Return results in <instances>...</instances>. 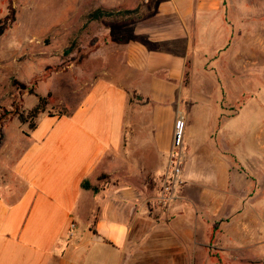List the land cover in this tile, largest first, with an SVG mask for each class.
Listing matches in <instances>:
<instances>
[{"label":"crops","instance_id":"obj_1","mask_svg":"<svg viewBox=\"0 0 264 264\" xmlns=\"http://www.w3.org/2000/svg\"><path fill=\"white\" fill-rule=\"evenodd\" d=\"M235 2L118 0L128 14L109 21L117 37L110 53L118 58L93 77L77 108L42 113L21 132L25 141L10 151L8 166L0 163V264H223V256L233 264L249 250L238 229L227 237L238 247L224 243L220 223L255 204L254 194L231 188L232 179H248L236 151L226 152L233 160L211 192L192 168L198 157L185 136L180 198L166 209L150 203L167 172L177 116H186L190 132L203 97L206 86L193 73L213 59L216 71L227 64L235 71L222 60L235 44ZM237 116L226 117L227 127ZM164 121L170 138L161 147ZM85 181L98 190L85 189Z\"/></svg>","mask_w":264,"mask_h":264},{"label":"rangeland","instance_id":"obj_2","mask_svg":"<svg viewBox=\"0 0 264 264\" xmlns=\"http://www.w3.org/2000/svg\"><path fill=\"white\" fill-rule=\"evenodd\" d=\"M235 1L229 14L237 30L235 44L222 58L224 63L231 61L235 71L227 70L229 64L223 71H216V59H213L205 71L193 73L197 75V82L206 87L200 103L192 110L193 124L190 132L187 129L186 137L198 157L192 168L202 174L203 185L211 192L216 190L218 179L226 176L233 160L226 152L236 151V159L248 179L242 182L232 179L231 188L238 193L254 194L255 204L249 211L245 208L237 215L223 217L220 222H224L223 241L238 229L240 240L249 245V252L245 248L233 264H264V0ZM117 2L0 0V21L10 13L11 4L15 8V22L0 38V132L5 136L0 163L3 169L9 164L10 151L25 141L21 132H28L37 124L39 117L28 118V113L38 105L39 97L45 98L44 114L68 115L89 92L93 77L102 76L103 70L111 67L110 59L118 58L110 53L117 37L112 36L114 25L109 21L117 24L120 16L128 14L120 11ZM97 11L111 16L93 22L90 15ZM246 35L250 37L248 40L244 39ZM221 81L230 84L227 95ZM153 94L163 97L161 92ZM17 112L28 122L22 123L15 115ZM236 113L238 116L227 127L230 120L226 117ZM248 136L251 137L247 148ZM169 138L164 121L158 145L165 147ZM5 186L1 185L0 190ZM226 243L238 247L235 238H227ZM222 259L223 264H229L227 256Z\"/></svg>","mask_w":264,"mask_h":264},{"label":"built area","instance_id":"obj_3","mask_svg":"<svg viewBox=\"0 0 264 264\" xmlns=\"http://www.w3.org/2000/svg\"><path fill=\"white\" fill-rule=\"evenodd\" d=\"M186 116L179 113L175 122L172 147L168 155V168L157 196L151 200L152 206L168 208L180 198V193L185 186L183 171L186 162L185 154ZM76 225H72L75 229Z\"/></svg>","mask_w":264,"mask_h":264},{"label":"trees","instance_id":"obj_4","mask_svg":"<svg viewBox=\"0 0 264 264\" xmlns=\"http://www.w3.org/2000/svg\"><path fill=\"white\" fill-rule=\"evenodd\" d=\"M9 11H10V13L3 20L0 21V38L5 34V32L11 26V24H13L15 22V8L13 7L12 4L9 7ZM103 14L104 15H111L110 13H106V12H104V13L103 12H97V13L92 14V18L98 19ZM23 88L24 89H28V87H25V86ZM29 91H30V94H34V92L32 90H29ZM42 104L43 105L46 104L45 103V98L39 97L38 105L33 110H31L28 113V118H29V116H32L33 118H37L39 116V114L44 113L45 110H44V107H43ZM15 115L22 121V123H25V122L27 123L28 122V119L27 120H23V114L22 113L17 112ZM1 120H2V116L0 117V121ZM31 128L33 129L34 126H32ZM4 138H5L4 134L2 132H0V149L2 147ZM83 187L85 189H89V190H94V191L98 190V188L96 186H93L88 181H85L83 183Z\"/></svg>","mask_w":264,"mask_h":264}]
</instances>
